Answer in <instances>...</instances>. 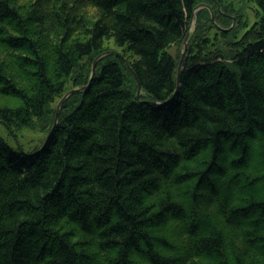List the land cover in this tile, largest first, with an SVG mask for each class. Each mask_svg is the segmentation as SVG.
I'll return each mask as SVG.
<instances>
[{
	"label": "trees",
	"instance_id": "1",
	"mask_svg": "<svg viewBox=\"0 0 264 264\" xmlns=\"http://www.w3.org/2000/svg\"><path fill=\"white\" fill-rule=\"evenodd\" d=\"M207 1L0 0V264H264V0L198 11L175 93Z\"/></svg>",
	"mask_w": 264,
	"mask_h": 264
},
{
	"label": "rangeland",
	"instance_id": "2",
	"mask_svg": "<svg viewBox=\"0 0 264 264\" xmlns=\"http://www.w3.org/2000/svg\"><path fill=\"white\" fill-rule=\"evenodd\" d=\"M227 1L230 2L232 4V6H235L236 8H238L236 13H238L239 15L238 14H236V15L238 16V18H240V20L238 19V22L235 21L232 23L231 19H229V20L226 19V20H224V23L222 25L221 23L216 21L217 18H219V17L217 16V18H216V14H215L214 20L212 19L214 21V26L210 29V31H209L210 34L213 35L214 33H217L218 31L223 30L221 27L225 28V27H228V26L233 24L232 26H234V27L236 26V29L238 30L237 36H241L247 29H249L251 26L254 25V22L256 20L255 17H258V21H259L258 14L260 13V10H259V7L257 6L255 0H247V2L245 1L246 4H241V0H227ZM217 2L221 3V5L224 6L223 0H217L216 3ZM82 13L84 14V16L89 21V23L87 22L88 24H92V22H94L98 16V11L94 7H86L84 9H82ZM197 15L198 14H196L195 17L193 19H191V23H190L191 34L194 32L195 27H196ZM203 18L206 19L205 20L206 22H208L207 16L206 17L203 16ZM231 28L232 27H229V28H227V30L231 29ZM105 44L107 46V51L111 52L112 50H115V51H118L119 53H121L120 52L121 49L114 44L113 40H108V41H106ZM226 49H228V48L226 47ZM168 50L174 55H177L179 53V47L175 46V45H172L171 47H169ZM107 51H105V52H107ZM72 89H74V88H72ZM0 134L2 136H4L10 144H13V140L7 136V132H6V130L2 124H0ZM45 135H46V133L41 132L37 128H26V129H22V131L20 132V137L22 139V143L24 144V147L27 150H31L32 148L41 144L45 140Z\"/></svg>",
	"mask_w": 264,
	"mask_h": 264
},
{
	"label": "water",
	"instance_id": "3",
	"mask_svg": "<svg viewBox=\"0 0 264 264\" xmlns=\"http://www.w3.org/2000/svg\"><path fill=\"white\" fill-rule=\"evenodd\" d=\"M195 13V12H194ZM212 18L214 19V15L212 14ZM222 29H225L224 27H221ZM190 33L191 32H188L185 39H184V44H183V51H182V54H181V59H180V62H179V66H178V72H177V87H176V90H175V93L179 90L180 88V82H181V73H182V69H183V63H184V60H185V56L187 54V49H188V42H189V37H190ZM111 53H114V54H118L120 55V53L118 51H115V50H112ZM97 60V59H96ZM130 67V66H129ZM131 71L134 73V76L136 77V80L138 82V85H139V90H141L142 88V84L136 74V72L133 70L132 67H130ZM93 73H94V68H93ZM79 88H74V89H71L70 91H68L59 101L58 103V107H57V111H56V115H55V120H54V124L50 130V132L48 133L47 135V138L45 140V143L47 142V140L50 138L51 134L53 133L54 129L56 128L57 124H58V121H59V117H60V106L61 104L64 102V100L69 96L71 95L72 93H74L76 90H78ZM138 95L140 96V92L138 93ZM0 122H3L0 120ZM12 135L15 137L16 141H17V144L19 146L20 145V142L19 140L16 138L13 130H10Z\"/></svg>",
	"mask_w": 264,
	"mask_h": 264
},
{
	"label": "flooded vegetation",
	"instance_id": "4",
	"mask_svg": "<svg viewBox=\"0 0 264 264\" xmlns=\"http://www.w3.org/2000/svg\"><path fill=\"white\" fill-rule=\"evenodd\" d=\"M216 1L217 0H214V4H216ZM247 0H241V4H246ZM244 2V3H243ZM202 3H207L208 5H210L213 9V4H211L212 2L211 1H207V2H202ZM223 3H224V6L221 5V3L217 2V14L219 18H221L222 20H226V19H231L232 23L233 22H238V19L240 20V18H238V16L236 14V11L238 10V8H236L235 6H232V4L230 2H228L227 0H223ZM203 8H208L210 9L209 7H203ZM202 9V8H201ZM214 14H215V11H214ZM239 15V14H238ZM233 25V24H232ZM228 26V27H225L226 29L229 28V27H232L231 29L234 28V26ZM230 30V29H228Z\"/></svg>",
	"mask_w": 264,
	"mask_h": 264
},
{
	"label": "bare ground",
	"instance_id": "5",
	"mask_svg": "<svg viewBox=\"0 0 264 264\" xmlns=\"http://www.w3.org/2000/svg\"><path fill=\"white\" fill-rule=\"evenodd\" d=\"M209 7L210 9H212L213 10V8L210 6V5H208L207 3H200L196 8H195V10H194V12L195 13H198V11L201 9V8H203V7ZM223 30H227V29H223ZM182 51H183V48H182ZM107 54H114V53H111L110 51H107V52H104V53H102V54H100L96 59L98 60L99 58H102L103 56H105V55H107ZM182 54V53H181ZM115 55H118V54H115ZM118 56H120L122 59H124V61L127 63V65H128V67L130 66V67H132L127 61H126V59L124 58V56L120 53V55H118ZM184 64V63H183ZM129 67V68H130ZM184 67V66H183ZM93 68H94V73H93V71H92V75H91V79L94 77V74H95V72H96V62L94 63V65H93ZM131 70V69H130ZM134 70V69H133ZM183 70V69H182ZM132 72V71H131ZM133 73V72H132ZM182 74V73H181ZM133 75H134V73H133ZM180 84H181V82H180ZM139 86V85H138ZM77 88H79L80 90H83V89H85V88H87V86H81V87H77ZM141 90H142V88H141ZM141 90H138V93L140 92L141 93ZM62 105V104H61ZM60 111H61V106H60Z\"/></svg>",
	"mask_w": 264,
	"mask_h": 264
}]
</instances>
